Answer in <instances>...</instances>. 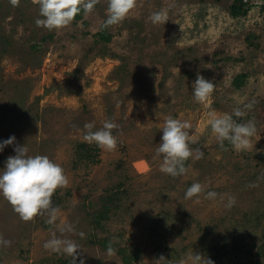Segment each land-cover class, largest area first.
Wrapping results in <instances>:
<instances>
[{
	"label": "rangeland",
	"instance_id": "1",
	"mask_svg": "<svg viewBox=\"0 0 264 264\" xmlns=\"http://www.w3.org/2000/svg\"><path fill=\"white\" fill-rule=\"evenodd\" d=\"M231 2L0 0V264H264V0Z\"/></svg>",
	"mask_w": 264,
	"mask_h": 264
},
{
	"label": "trees",
	"instance_id": "2",
	"mask_svg": "<svg viewBox=\"0 0 264 264\" xmlns=\"http://www.w3.org/2000/svg\"><path fill=\"white\" fill-rule=\"evenodd\" d=\"M248 9V5L246 3V0H232L231 4L228 6V15L230 17H239V16H243L246 11ZM78 13H79V9H75L73 11L72 17H78ZM77 15V16H76ZM102 31L97 33L96 36L98 37L99 42L105 44L109 41V36L105 34L104 27H102L101 29ZM249 36V35H248ZM247 45L248 46H252V44L250 42L247 41ZM37 48V46L31 45V49H35ZM245 75L244 74H238L236 75L232 80H231V86L235 89H238L243 81H244ZM84 146L79 145L76 148V156L78 159H85L89 157V151L87 150H82ZM101 217V216H100ZM260 241L257 245H252L253 247H257V255H261L264 253V235H261L260 237ZM109 250H112L113 248L111 246H108ZM119 252L123 253L122 250H120ZM136 259L135 254H124L121 258V261L123 264H129L131 263L133 260Z\"/></svg>",
	"mask_w": 264,
	"mask_h": 264
}]
</instances>
